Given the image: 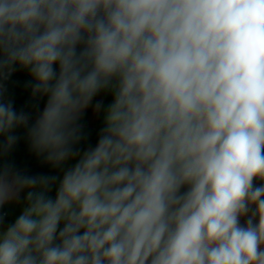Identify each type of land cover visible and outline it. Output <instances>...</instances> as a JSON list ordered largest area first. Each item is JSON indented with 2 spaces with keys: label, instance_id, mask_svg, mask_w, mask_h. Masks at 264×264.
Returning a JSON list of instances; mask_svg holds the SVG:
<instances>
[{
  "label": "clouds",
  "instance_id": "obj_1",
  "mask_svg": "<svg viewBox=\"0 0 264 264\" xmlns=\"http://www.w3.org/2000/svg\"><path fill=\"white\" fill-rule=\"evenodd\" d=\"M0 137V264H264V0H0Z\"/></svg>",
  "mask_w": 264,
  "mask_h": 264
},
{
  "label": "crops",
  "instance_id": "obj_2",
  "mask_svg": "<svg viewBox=\"0 0 264 264\" xmlns=\"http://www.w3.org/2000/svg\"><path fill=\"white\" fill-rule=\"evenodd\" d=\"M28 72L23 69H17L16 72L12 74L10 79L4 82L7 89L5 97L11 99L14 102V107L17 110L25 108V110L33 112V120L35 119L36 109L32 107L33 105H39V110L42 111L45 103V98H32L31 90L24 87L26 81L30 80ZM104 99L105 104H108L112 96L101 94L97 99ZM82 123L86 125L85 131L89 133L88 139L82 141L81 144L88 142L96 144L98 139V131L103 126L102 114H95L91 108H89L82 118ZM15 134L20 136V140L14 146L11 153L5 157L7 160L14 161L17 166L26 167L32 169L34 167L44 165L40 159H37L34 154L29 150L28 141L26 138V129L18 128L15 130ZM2 139V137H0ZM79 146V145H78ZM77 146V147H78ZM50 170V166H49ZM48 170V172H49ZM47 172V173H48ZM26 194V193H25ZM6 211V210H5Z\"/></svg>",
  "mask_w": 264,
  "mask_h": 264
},
{
  "label": "rangeland",
  "instance_id": "obj_3",
  "mask_svg": "<svg viewBox=\"0 0 264 264\" xmlns=\"http://www.w3.org/2000/svg\"><path fill=\"white\" fill-rule=\"evenodd\" d=\"M89 145H91V146H95V144H93V143H88V142H85V143H83V144H80L78 147L81 149V150H84V149H86ZM73 163H75V161H68L67 163H66V165L64 166L65 168L66 167H69V166H71ZM59 169H52L51 167H50V170H49V172L47 173V174H58L59 173ZM54 191L55 190H53V193H52V195L54 196ZM22 195V197L24 196V195H26L25 193H22L21 194ZM5 210L6 211H8L9 212V216H8V218H7V221H6V223L7 222H11V221H13L14 219H15V217H16V215H18L19 214V212H20V207L19 206H16V205H9V206H6V208H5ZM6 226V225H5Z\"/></svg>",
  "mask_w": 264,
  "mask_h": 264
},
{
  "label": "trees",
  "instance_id": "obj_4",
  "mask_svg": "<svg viewBox=\"0 0 264 264\" xmlns=\"http://www.w3.org/2000/svg\"><path fill=\"white\" fill-rule=\"evenodd\" d=\"M29 170L32 174H38V173L47 174L49 170V165L44 164V165H40V166L34 167ZM184 190L185 189H182L181 191H184Z\"/></svg>",
  "mask_w": 264,
  "mask_h": 264
}]
</instances>
